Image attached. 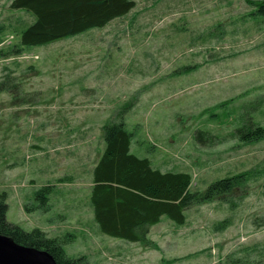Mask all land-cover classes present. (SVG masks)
<instances>
[{
    "label": "rangeland",
    "instance_id": "374dc122",
    "mask_svg": "<svg viewBox=\"0 0 264 264\" xmlns=\"http://www.w3.org/2000/svg\"><path fill=\"white\" fill-rule=\"evenodd\" d=\"M104 29L20 46L36 17L0 0V193L7 221L65 240L88 264H264V0H134ZM132 134L131 153L188 173L191 192L245 176L225 200L167 217L146 244L103 234L91 203L103 127ZM204 134L203 141L199 134ZM52 187L50 210L36 193Z\"/></svg>",
    "mask_w": 264,
    "mask_h": 264
},
{
    "label": "trees",
    "instance_id": "16d2710c",
    "mask_svg": "<svg viewBox=\"0 0 264 264\" xmlns=\"http://www.w3.org/2000/svg\"><path fill=\"white\" fill-rule=\"evenodd\" d=\"M136 7L134 0H13V10L32 13L36 21L22 34L20 46L42 47L89 30L103 28L111 21L128 15ZM256 13L264 17V3ZM8 92L0 82V93ZM12 92V91H10ZM105 151L93 172L91 203L94 218L101 232L130 243L146 244L149 230L167 217L173 223L185 224V212L194 206L225 200L241 186L245 176L214 182L204 192H191L192 176L188 173L162 172L150 160L131 153L132 134L119 123L103 127ZM204 134L198 139L203 141ZM241 142L264 139V129L255 123L237 129ZM53 188L36 193L38 210L48 213V196ZM7 195L0 193V234L17 244L48 252L58 264H88L87 260L71 259L64 250L65 240L49 238L35 229L26 232L7 221Z\"/></svg>",
    "mask_w": 264,
    "mask_h": 264
},
{
    "label": "water",
    "instance_id": "95a60500",
    "mask_svg": "<svg viewBox=\"0 0 264 264\" xmlns=\"http://www.w3.org/2000/svg\"><path fill=\"white\" fill-rule=\"evenodd\" d=\"M0 264H58L46 251L17 244L0 234Z\"/></svg>",
    "mask_w": 264,
    "mask_h": 264
},
{
    "label": "crops",
    "instance_id": "0c3cea01",
    "mask_svg": "<svg viewBox=\"0 0 264 264\" xmlns=\"http://www.w3.org/2000/svg\"><path fill=\"white\" fill-rule=\"evenodd\" d=\"M119 19V18H118ZM118 19H115V20H118ZM113 20V21H115ZM113 21H111L109 24H111ZM109 24H107L105 27H107ZM105 27L103 28H96V29H92V30H97V29H104ZM91 31V30H89ZM86 33V32H85ZM84 34V33H83ZM81 35V34H80ZM105 148H106V145L103 147L102 151L99 153V158H101L102 154L104 153L105 151ZM94 171V170H93ZM92 179H93V172H92ZM93 187V186H92Z\"/></svg>",
    "mask_w": 264,
    "mask_h": 264
}]
</instances>
